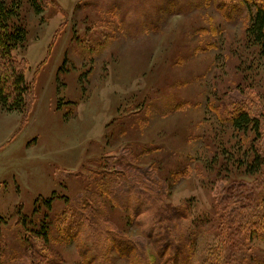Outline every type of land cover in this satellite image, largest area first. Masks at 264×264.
Masks as SVG:
<instances>
[{"label":"rangeland","instance_id":"374dc122","mask_svg":"<svg viewBox=\"0 0 264 264\" xmlns=\"http://www.w3.org/2000/svg\"><path fill=\"white\" fill-rule=\"evenodd\" d=\"M22 3L27 36L15 57L33 96L26 115L0 106V264H82L85 245L101 263L131 264L112 235L133 241V264H160L162 241L146 239L125 208L137 205L131 193L156 199L159 222L146 214L147 226L188 242L171 261L264 264L260 216L227 232L216 219L221 203L241 213L242 197L264 186V166L247 175L242 163L264 159V51L247 38L251 3L46 0L41 14ZM238 108L259 118V134L226 120ZM142 202L151 212L154 199ZM181 210L187 219L175 221ZM71 219L82 232L68 240ZM45 223L53 261L33 235Z\"/></svg>","mask_w":264,"mask_h":264},{"label":"trees","instance_id":"16d2710c","mask_svg":"<svg viewBox=\"0 0 264 264\" xmlns=\"http://www.w3.org/2000/svg\"><path fill=\"white\" fill-rule=\"evenodd\" d=\"M22 1L23 0H11L7 3L5 0H0V106H2V108L7 112H17L26 115L29 111L33 96L32 84L26 80L25 63L22 67V63L15 57V53L24 48L27 36L26 28L20 22V12L23 6ZM247 1L251 3L252 8L255 9V14L252 19H250L246 30L248 36L247 38L254 45L261 46L264 51V0ZM45 2L46 0H27V3L36 14H41L44 11L46 8ZM233 108H235V106ZM225 117L226 120H230L232 126L239 131L250 130L254 135H257L260 132L259 118L257 116H251L250 112L245 109H235L230 113L228 112ZM251 156V160L246 157V159L242 161V163L245 161V173L247 175H254L257 170H260L261 165L264 166V159H261L258 153H253ZM103 163L108 166V161H101L99 165ZM255 186L257 188L256 192L252 195L242 197V201L239 203L240 206H238L240 207V211H242L241 213L234 214L227 207V205H222V203L220 204L216 219L220 221L222 231L227 232L233 228H242L241 222L246 219V214H251V216L254 217V219L251 218L249 221H253L254 223L256 222L257 217L260 216L258 222L261 224V229L264 228V186L257 184H255ZM127 192L131 193V191ZM146 195L147 194L142 195L141 193H137V196L133 197L131 193V198L136 200L137 205L134 208L129 206H126L125 208L131 210V215L135 219L136 225L141 228L142 235H146V239H156V243L158 241H162V247L158 249L156 246L154 250L155 259L160 264H179L175 263V261H171V259H173L174 256L176 257L181 249V246L175 247V244L178 245L184 243L178 237H176L177 239L173 237L172 232L171 234L168 233L166 235L162 234L161 230L159 232H155L156 226L151 224V222V226L146 225V220L144 218L146 214H150L152 218L151 220H153L154 217V221L157 224L159 222L158 212H155L156 199L151 196L145 197ZM143 199H154V208L152 207L151 212L146 213L147 207L141 208ZM51 203L52 198L45 201V205L49 208ZM174 219L175 221L186 220L187 212L181 210L177 213V216ZM71 220V224L66 227V230L64 229L66 235L65 237L68 240L77 239L82 232V226L75 220ZM0 222H2V217H0ZM22 225L25 224L22 223ZM150 229H152V232H149ZM153 233L156 234L155 237L152 236ZM33 235L41 239L44 243L46 251H48L50 236L46 223L44 226L36 229V231H33ZM261 237L264 238V234H262ZM130 242L133 241L123 236L119 237L118 235H112L110 238V244L115 248L118 255L122 258L128 259L131 264H133L135 261L134 256L136 257L137 251L136 247ZM184 245L188 248V242ZM173 249L177 250L175 254L172 251ZM87 252H90V250L86 245L80 248V254L83 261L82 264H106L105 262L101 263L96 255L89 254L86 256ZM188 252L191 255L189 258L190 261V259L193 258L194 253L192 252L191 254L190 251ZM49 253L50 257L54 254L53 252ZM49 260L53 261L52 257ZM32 261L34 264L40 263V260L38 259H34ZM215 264L217 263L215 262Z\"/></svg>","mask_w":264,"mask_h":264},{"label":"bare ground","instance_id":"6f19581e","mask_svg":"<svg viewBox=\"0 0 264 264\" xmlns=\"http://www.w3.org/2000/svg\"><path fill=\"white\" fill-rule=\"evenodd\" d=\"M76 226V225H75ZM79 226V225H78ZM119 251V250H118Z\"/></svg>","mask_w":264,"mask_h":264}]
</instances>
